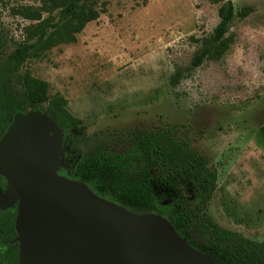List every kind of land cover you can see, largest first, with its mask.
Returning a JSON list of instances; mask_svg holds the SVG:
<instances>
[{"label":"rangeland","instance_id":"1","mask_svg":"<svg viewBox=\"0 0 264 264\" xmlns=\"http://www.w3.org/2000/svg\"><path fill=\"white\" fill-rule=\"evenodd\" d=\"M228 1L98 0L99 18L76 41L29 55L20 72L46 82L47 95L63 96L86 125L85 132L63 130L59 173L70 176L94 146L122 151L138 127L180 125L218 170L208 213L262 242L264 0H231L237 15L225 53L192 65ZM47 16L41 0H0V57L36 40ZM39 110L51 114L48 102ZM191 236L205 245L206 238Z\"/></svg>","mask_w":264,"mask_h":264},{"label":"trees","instance_id":"2","mask_svg":"<svg viewBox=\"0 0 264 264\" xmlns=\"http://www.w3.org/2000/svg\"><path fill=\"white\" fill-rule=\"evenodd\" d=\"M41 1L48 16L39 26L36 40L0 57V139L17 113L39 110L45 102L65 132L86 130L83 120L67 109L63 96H48L47 83L24 75L20 65L29 55L76 41L77 34L99 18L98 0ZM249 12L250 8H245L239 14L245 17ZM220 15L213 37L197 52L193 67L214 53L218 57L225 53L224 38L237 15L231 0ZM136 131L120 152L103 144L86 149L69 177L131 211L165 216L180 236L217 264H264V241L245 238L218 224L208 213L218 182V170L210 165L209 155L195 147L177 124L138 127ZM5 185L0 174V188ZM16 213L17 206L0 209V264H18ZM192 232L206 238L205 245L194 241Z\"/></svg>","mask_w":264,"mask_h":264},{"label":"water","instance_id":"3","mask_svg":"<svg viewBox=\"0 0 264 264\" xmlns=\"http://www.w3.org/2000/svg\"><path fill=\"white\" fill-rule=\"evenodd\" d=\"M62 143L63 129L40 110L17 113L0 139V209L17 206L18 264H217L165 216L61 175Z\"/></svg>","mask_w":264,"mask_h":264},{"label":"flooded vegetation","instance_id":"4","mask_svg":"<svg viewBox=\"0 0 264 264\" xmlns=\"http://www.w3.org/2000/svg\"><path fill=\"white\" fill-rule=\"evenodd\" d=\"M60 174H61V175H65L63 172H60ZM6 185H7V183H6ZM6 185H5L4 187L0 188V190H5Z\"/></svg>","mask_w":264,"mask_h":264},{"label":"bare ground","instance_id":"5","mask_svg":"<svg viewBox=\"0 0 264 264\" xmlns=\"http://www.w3.org/2000/svg\"><path fill=\"white\" fill-rule=\"evenodd\" d=\"M50 115V114H49ZM55 131H57V129H55ZM87 187L89 188V189H91L88 185H87ZM92 190V189H91Z\"/></svg>","mask_w":264,"mask_h":264}]
</instances>
